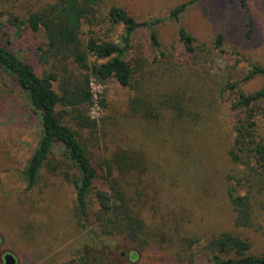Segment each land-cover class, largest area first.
I'll list each match as a JSON object with an SVG mask.
<instances>
[{"label": "rangeland", "instance_id": "obj_1", "mask_svg": "<svg viewBox=\"0 0 264 264\" xmlns=\"http://www.w3.org/2000/svg\"><path fill=\"white\" fill-rule=\"evenodd\" d=\"M186 1L101 0L98 24L84 25L81 35L86 42L91 28L99 38L117 40L122 25L107 16L113 6L138 21L162 20L156 31L166 56L158 57L149 30L139 29L132 38L134 51L128 56L139 69L132 85L124 87L112 79L102 82L93 76L95 101L86 112L98 125L93 131H80L96 154L109 157L122 147L145 155L146 166L132 171L129 190L139 198V209L156 234L158 250L149 247L140 255L129 242L98 240L89 227H82L74 213L76 189L62 165L56 172L47 165L38 184L26 189L23 170L41 137L40 118L25 93L0 77V264H4L6 252L16 256L17 264H62L77 258L79 252L86 255L85 264H185L181 260L193 254L202 264H213L206 256L207 242L228 231L248 239L250 253H264V209L252 227L234 223L228 194L236 186L234 177H239V171L228 150L235 136V119L231 96L220 94L224 82L248 75V62L264 66V0H248L247 11L232 0H199L189 5L180 23L195 38L201 57L183 53L178 39L180 24L169 16ZM54 2L0 0V43L33 63L41 76L50 71L62 76L67 69L54 59L37 58L35 49L45 43L46 36L27 24L33 12ZM249 16L254 24L250 35ZM15 17L24 21L21 28ZM219 34L223 35L220 47L216 45ZM69 69L77 82L81 74L72 64ZM241 86L246 92H255L264 87V76L246 80ZM54 87L59 92V81ZM182 91L197 93L203 100L198 118L192 113L178 117L170 109L153 118L145 112V105L139 107L160 104ZM184 104L194 110L191 100ZM64 122L77 128L70 116ZM56 155L60 164L61 155ZM247 191V187L237 186L239 195ZM194 238L198 242L188 246L186 239Z\"/></svg>", "mask_w": 264, "mask_h": 264}, {"label": "trees", "instance_id": "obj_2", "mask_svg": "<svg viewBox=\"0 0 264 264\" xmlns=\"http://www.w3.org/2000/svg\"><path fill=\"white\" fill-rule=\"evenodd\" d=\"M198 1L188 0L178 4L169 16L180 24L178 39L183 44V53L201 57L202 50H197L195 38L180 23V17L189 5ZM232 1L237 2L241 9L248 10V0ZM100 3L101 0H55L28 17V27L34 32L43 30L46 36L45 43L35 49L37 58L40 61L43 58L46 62L51 58L67 67L62 76L55 71L39 75L33 63L22 59L8 44L0 43V77L8 78L25 93L40 118L41 137L23 170L26 189L31 190L38 184L47 165L53 172L64 166L65 176L76 189L74 213L80 225L89 227L98 240L129 242L141 255L149 247L158 250L156 234L139 209V198L129 190L132 171L142 170L146 166V157L141 152L130 153L122 147L109 157L96 154L80 131H93L98 125L97 120L86 112V108L95 101L91 87L93 76L102 82L112 79L124 87L132 85L139 69L128 56L134 51L132 38L139 29H148L156 54L158 57L166 56L156 31V25L162 20L138 21L124 9L113 6L107 16L113 23L122 25L117 40L99 38L90 28L85 42L81 36L83 26L98 24ZM14 22L19 28L24 24L17 17ZM248 26L250 35L254 29L250 16ZM222 37V34L218 35V47ZM70 64L81 74L77 82L72 78L74 74L69 69ZM248 66L247 76L224 82L225 86L220 87V94L228 92L231 96L229 104L235 119V136L228 155L238 166L236 171L242 177H234L236 186L230 188L228 195L235 213L234 223L239 227L254 226L256 216L258 218V213L264 209V104L261 103L264 101V87L255 92H246L241 86L246 80L264 76V66L252 62H248ZM57 81L59 92L54 87ZM190 100L194 110L189 104H184ZM100 102L105 108L104 99ZM202 104L203 100L197 93L188 95L182 91L176 97L169 95L160 104H141L139 107L145 105L148 109L145 112L153 118H158L165 109L172 110L178 117L192 113L198 118V106ZM67 116L75 121L76 129L64 122ZM56 153L61 155L60 164L54 159ZM255 179H258L257 182ZM237 186L247 187V193L239 195ZM258 196L261 197L257 202ZM94 204H97V208H93ZM197 242L196 238L186 239L188 246ZM250 249L248 239L228 231L208 240L206 256L213 264H264V253L253 254ZM78 254L71 262L62 264H85L86 255L82 252ZM196 255L181 261L185 264H202Z\"/></svg>", "mask_w": 264, "mask_h": 264}, {"label": "water", "instance_id": "obj_3", "mask_svg": "<svg viewBox=\"0 0 264 264\" xmlns=\"http://www.w3.org/2000/svg\"><path fill=\"white\" fill-rule=\"evenodd\" d=\"M4 264H17L16 256L11 252H6L3 255Z\"/></svg>", "mask_w": 264, "mask_h": 264}, {"label": "built area", "instance_id": "obj_4", "mask_svg": "<svg viewBox=\"0 0 264 264\" xmlns=\"http://www.w3.org/2000/svg\"><path fill=\"white\" fill-rule=\"evenodd\" d=\"M91 86H92V82H91ZM94 98H95V95H94Z\"/></svg>", "mask_w": 264, "mask_h": 264}]
</instances>
